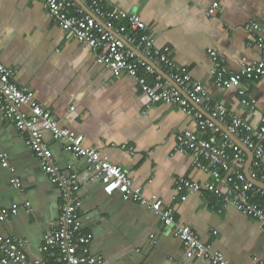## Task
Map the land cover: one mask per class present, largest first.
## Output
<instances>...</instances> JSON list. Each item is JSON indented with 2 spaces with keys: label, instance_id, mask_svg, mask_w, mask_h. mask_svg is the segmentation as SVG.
<instances>
[{
  "label": "crops",
  "instance_id": "0c3cea01",
  "mask_svg": "<svg viewBox=\"0 0 264 264\" xmlns=\"http://www.w3.org/2000/svg\"><path fill=\"white\" fill-rule=\"evenodd\" d=\"M70 1L108 31L114 33L127 25L126 20L94 16L85 2ZM214 3L218 9L209 17L207 12ZM102 8L105 13L124 11L139 16L155 49L168 48L169 58L186 68L213 102L251 128L259 127L264 116V77L241 82V90L255 101L254 108H245L238 89L215 87L208 50L216 52L230 73L259 61L258 36L244 27L264 23V0H109ZM126 47L142 59L133 46ZM146 59L155 71L147 82L173 87L158 64ZM0 63L14 70L17 86L30 91L60 127L82 135L83 146L95 150L100 160L127 168L133 185L144 188L146 197L154 196L170 206L175 221L188 225L202 243L235 264H264V224L223 207L209 193L203 197L191 193L184 201L178 195L172 199L179 178L201 185L210 181L207 174L194 168L189 156L175 150L180 133H198L191 117L175 106L149 103L131 78H114L96 63L95 54L63 31L38 2L0 0ZM201 109L210 115L205 105ZM21 111L27 112L25 108ZM201 135L222 144L219 133ZM28 140V133L19 131L14 119L0 108V156L8 163V167L2 166L0 158V208L18 207L15 215L0 222V235L26 239L31 256L56 264L39 248L43 235L56 227L60 194L40 170ZM44 140L63 173L77 172L85 179L79 192L82 232L92 235L90 251L101 256L103 264H210L185 259L174 227L165 226L158 215L123 201L118 194L105 195L100 180L89 176L83 158L66 152L63 143L49 133L44 134ZM123 145L133 148L132 158L127 157ZM14 178L20 181L17 188L11 184ZM26 202L30 204L27 209Z\"/></svg>",
  "mask_w": 264,
  "mask_h": 264
},
{
  "label": "built area",
  "instance_id": "2783aa9c",
  "mask_svg": "<svg viewBox=\"0 0 264 264\" xmlns=\"http://www.w3.org/2000/svg\"><path fill=\"white\" fill-rule=\"evenodd\" d=\"M29 1L40 3L63 31L95 54L96 63L106 68L114 78L125 76L131 78L149 98V103L175 106L194 120L198 133L191 131L180 133L176 137L175 150L189 156L194 168L207 174L210 181L201 185L185 178L177 179L176 195L173 200L177 195L184 201L186 195L191 193L200 194L202 197L209 193L223 207H232L239 213L264 224V189L253 182L255 180L264 183V116L259 127L253 129L245 120L235 116L219 103L213 102L202 85L192 80L186 68L174 64L169 58L168 48L162 51L154 48L147 28L139 16L124 11L105 13L102 5L109 0L78 1L85 2L96 17L111 21L126 20L127 25L119 27L114 33L97 24L93 17L84 14L70 0ZM75 8L78 11H73ZM217 9L218 4L214 3L207 15L214 17ZM71 11L74 14H71ZM244 30L258 36L257 44L261 49L259 61L243 64L238 72L230 73L216 52L208 50V54L213 62L211 76L215 87L219 90L238 89L237 95L241 105L252 109L255 101L241 90V82L264 77V23L247 24ZM115 33L122 36V40ZM127 45L133 46L144 57L158 64L183 93L170 86L162 88L159 84L150 85L147 78L155 76L153 67L138 58L134 51L126 47ZM13 78L14 70L0 63V108L5 116L14 119L19 131L28 133V144L40 170L60 194L56 227L43 235L39 252L53 259L56 264H103L102 257L93 255L90 251L92 235L82 232L79 192L85 179L77 172L65 174L61 171L44 140V134L49 133L53 140L63 143L66 152L87 162L89 176H93L91 179L100 180L105 195L118 194L123 201L133 202L158 215L165 226L174 227L175 235L182 244L185 259L208 261L210 264H235L227 260L221 252L215 251L211 245L202 243L188 225H179L170 206L164 205L154 196L146 197L144 188L133 185L127 168L100 160L95 150L83 146L82 135L60 127L51 112L36 102L30 91L19 88ZM201 102L205 105L206 112L210 113V117H205V112L202 113L194 107ZM21 108H25L27 112L21 111ZM213 120H216L228 135L231 134L252 152L248 176L244 173L246 152L233 144ZM206 131L219 133L222 144L217 145L212 140L204 139L201 134ZM227 147H230V152H227ZM122 149L128 158L134 156L132 147L123 145ZM0 158L2 166L8 167L5 156L1 155ZM11 184L17 188L20 181L14 178ZM24 206L27 209L30 204L26 202ZM17 210V205L0 208V222L15 215ZM0 264L47 263L42 258L31 256L26 239L0 235Z\"/></svg>",
  "mask_w": 264,
  "mask_h": 264
},
{
  "label": "water",
  "instance_id": "95a60500",
  "mask_svg": "<svg viewBox=\"0 0 264 264\" xmlns=\"http://www.w3.org/2000/svg\"><path fill=\"white\" fill-rule=\"evenodd\" d=\"M75 1H77V0H75ZM112 32V31H111ZM119 39H121L120 38V36H117ZM122 40V39H121ZM129 47V46H128ZM137 54H138V56L139 57H141L144 61H146L147 62V59L146 58H144L139 52H137ZM148 63V62H147ZM150 63V62H149ZM150 65H152V66H154L152 63L150 64ZM169 81V83H170V85L171 86H173L174 88H176L177 90H179L180 92H182L183 93V91L181 90V88L180 87H178L172 80H168ZM202 102L201 103H199V104H196V105H194V107L198 110V111H200V112H202V113H204L203 111H202V109H201V106H202ZM204 115H205V117H209L207 114H205L204 113ZM215 123H217L216 122V120H213ZM217 125L218 126H220V124H218L217 123ZM223 132L224 133H226L227 134V131L225 130V129H223ZM228 135V134H227ZM228 137H229V139H230V141L233 143V144H235V145H237V146H239L241 149H243L245 152H246V154H247V162H246V165H245V169H244V173H245V175L246 176H248V169H249V167H250V164H251V160H252V152L250 151V150H248L247 148H245L236 138H234L231 134H229L228 135ZM253 182H254V184L256 185V186H258L259 188H262V189H264V183H261V182H258V181H255V180H253Z\"/></svg>",
  "mask_w": 264,
  "mask_h": 264
}]
</instances>
